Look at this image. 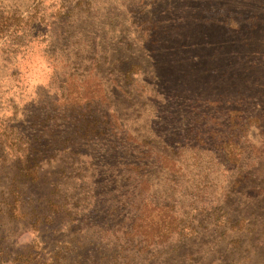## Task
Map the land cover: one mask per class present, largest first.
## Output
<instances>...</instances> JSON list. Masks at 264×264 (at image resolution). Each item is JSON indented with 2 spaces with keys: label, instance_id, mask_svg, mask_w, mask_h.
<instances>
[{
  "label": "rangeland",
  "instance_id": "obj_1",
  "mask_svg": "<svg viewBox=\"0 0 264 264\" xmlns=\"http://www.w3.org/2000/svg\"><path fill=\"white\" fill-rule=\"evenodd\" d=\"M196 3L201 6L205 2L0 0L1 264H9L11 260L30 262L34 256L46 259L64 243L71 230L67 226L69 220L48 213L46 201L52 197L53 200L58 199L57 203L60 204L74 200L71 204L76 208L72 215L78 213L76 219H82L81 227L84 228L93 225L108 227V223L119 218L109 221L108 214L118 215L117 212L124 207L122 214H127L128 218L131 216L132 206L115 208L116 205L104 202L106 198L103 196L99 198L103 202L99 206L102 211L94 213L92 207L95 200L90 198L92 194H84L91 183L96 186L97 182L102 184L99 185L101 189L109 182L106 177H91L97 169L107 165L106 162L102 163L98 153L103 157L106 153L107 163L113 164L115 157L110 144L112 141L124 138L129 144L132 139L139 142L141 137L146 136L145 118L150 111L147 101H158L156 94L151 91L154 81L148 75L152 69L151 60H141L138 54V39L142 34L138 24L146 21V17L166 24L173 21L176 23L179 19L184 33L191 37L188 39L198 42L202 39L212 47L222 45L220 48L223 49L219 51L195 53V67L176 64V61L173 64L169 57L159 60V64L163 65L160 70H166L172 77L182 81L194 72L195 84L190 86L201 90L208 87L212 91L223 89L226 79L227 85L231 83L234 88L240 76L242 78L244 75V79L250 80L264 78V0H221L216 2L215 7L214 3H210L211 6L205 7L204 4L202 8ZM200 13L203 16H199ZM202 17L210 18L203 22ZM130 56H137L134 63L141 66L140 75H135L132 84L123 76L127 69L125 63H119L117 69L112 67L114 58L122 61ZM252 59H258L260 63L249 69L241 66L242 62H250ZM203 95L201 97L204 99L209 97L206 90ZM220 95L210 97L214 101L227 100L221 99ZM51 106L60 112L65 110V115L76 111L81 115L91 112L104 121L106 117L110 122V135L107 133L105 143L95 140L87 148L83 145L84 154L77 158L78 162H72V157L61 154L57 148L46 152L42 158L43 165L39 168L38 181L27 182L23 178H16L15 181L20 183L18 186H24L20 197L22 209L10 217L7 195L4 194L10 185L16 184L10 180L14 173H18L15 161L24 155L33 137L42 134V130H47L46 133L51 130L53 122L39 124L46 116L53 115V112H49ZM249 135L254 151H258L262 137L257 131H251ZM86 154L93 156L94 160L86 157ZM247 159L248 165H264L263 156L258 160L257 154H253ZM201 160L195 166L184 161L190 167L184 171L191 173L194 182L203 183L202 180L207 176L215 185L213 187L220 190L224 185L222 175L212 174L208 159L202 157ZM76 170L78 178L84 177V181L72 179V171ZM149 183L150 188L146 187L145 193L138 197L139 200H133L136 205L148 203L147 208L153 210L150 203L156 204L158 209L152 211L155 215L160 212L164 200L168 205L176 204L177 195L173 199L174 203L165 199L164 187L168 182L163 180V176L153 174ZM55 187L59 190L55 191ZM56 195L59 196L57 199ZM186 203H190L189 198ZM18 213L23 216L20 217ZM165 219H170V215H166ZM182 219L185 221L186 217ZM261 220L259 222L262 225L258 226L255 239L244 241L232 257L226 255L223 263H219L221 260L212 262V258L196 256L189 264H264V220ZM35 221L37 223L33 224ZM96 232L97 229L92 228L86 241L91 243L90 236ZM196 244V249L204 251L201 242ZM102 252V248L100 251L98 249V253ZM162 261L163 257L156 263L141 261L136 264H165ZM166 264H187V261Z\"/></svg>",
  "mask_w": 264,
  "mask_h": 264
},
{
  "label": "trees",
  "instance_id": "obj_2",
  "mask_svg": "<svg viewBox=\"0 0 264 264\" xmlns=\"http://www.w3.org/2000/svg\"><path fill=\"white\" fill-rule=\"evenodd\" d=\"M201 1L205 2V7L211 6L210 3H214L215 7L216 2L221 0ZM204 4L199 6L196 3L199 8ZM199 16H203V13ZM202 18L206 22L210 17ZM181 25L179 19L176 23L166 24L148 17L138 24L142 33L138 39L139 58L151 60L152 64L148 61L152 65L148 75L154 81L151 91L158 101H147L150 111L145 118L146 136L141 137L139 142L132 139L129 144L124 138L112 141L113 164L107 163L106 153L104 157L98 153L102 163L106 162L108 166L104 164L91 177H106L110 186L107 182L100 189L99 185L102 184L97 182L96 186L91 183L84 194H92L90 198L95 200L92 207L94 213L102 211L99 206L103 202L99 198L103 196L106 198L104 202L116 205L115 208L132 206L131 216L128 218L127 212L126 215L122 214L124 207L117 212L118 215L108 214L109 221L119 217L117 221L108 223V227L93 225L84 228L81 227L82 219H76L78 213L72 215L76 208L71 204L74 200L60 204L56 195L57 200L52 197L46 201V205L48 213L69 220L67 226L71 230L64 243L46 259L34 256L30 262L11 260L9 264H136L141 261L156 263L161 257L165 264L185 260L189 264L196 256L212 258V262L221 260L219 263H223L226 255L232 257L244 241L255 239L258 226L262 225L259 221L264 220V165H248L246 162L247 157L253 154H257L258 160L264 157V78L250 80L244 79L243 75L236 79L234 88L231 83L227 85L226 79L223 89L217 87L219 89L212 91L208 87L201 90L190 86L195 84L194 72L181 81L166 70H160L163 65L158 61L163 58H172L173 64L176 61V64L195 67V53L223 49L220 48L222 45L212 47L202 39L200 42L188 39L191 37L184 33ZM196 29L200 30L199 27ZM134 59L137 56L122 61L114 58L112 63L115 69L119 63L126 64L123 76L131 84L141 70ZM242 63L241 66L249 69L260 61L252 59ZM205 90L209 97L204 99L201 96H204ZM219 93L222 94L221 99L227 100L211 99L210 96ZM49 112H53V115L46 116L39 124L53 122L51 130L48 133L42 130V134L33 137L24 155L15 161L18 173H14L10 179L13 183L18 177L27 182L38 181L39 168L43 165L42 158L46 152L57 148L61 154L72 157V162H78L77 158L84 154L83 145L87 148L95 140L105 143L107 133L110 135V122L106 117L104 121L91 112L81 115L76 111L65 115V110L60 112L53 106ZM251 131H257L262 137L258 151H254L249 135ZM85 156L94 160L91 155ZM202 157L208 159L212 174L222 175L224 185L220 190L213 187L215 185L207 176L203 183L194 182L191 173L184 171L190 168L184 161L195 166L202 161ZM153 174H160L168 182L164 187L166 200L173 202L176 195L180 198L176 197V204L171 205L163 199L160 212L155 215L152 211L158 209L156 204L150 203L154 209L149 210L148 203L141 202L143 204L138 206L133 201H138V197L145 193ZM78 177V170L72 171V179L84 181V177ZM18 184L10 185L4 194L7 195L10 217L22 209L21 190L24 186ZM56 190L59 189L55 187ZM187 198L190 201L188 204ZM18 214L23 216L22 213ZM166 215H170V219H165ZM182 217H186V220ZM92 228L97 229L90 236L94 244L86 241ZM197 242H201L204 251L196 249ZM101 248L103 252L98 253ZM92 252L99 255L93 257ZM1 255L0 251V264L3 262Z\"/></svg>",
  "mask_w": 264,
  "mask_h": 264
}]
</instances>
